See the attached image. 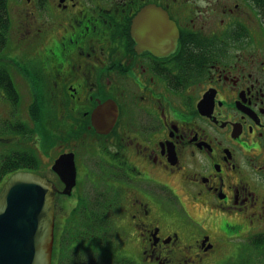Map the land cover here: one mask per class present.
Returning <instances> with one entry per match:
<instances>
[{
    "label": "flooded vegetation",
    "instance_id": "flooded-vegetation-1",
    "mask_svg": "<svg viewBox=\"0 0 264 264\" xmlns=\"http://www.w3.org/2000/svg\"><path fill=\"white\" fill-rule=\"evenodd\" d=\"M148 6L176 24L175 51H139L133 22ZM21 171L53 182L63 232L65 217L84 224L92 251L106 204L145 264L205 261L213 230L227 263L262 256L248 249L264 235V0H0V191ZM185 199L218 215L195 222Z\"/></svg>",
    "mask_w": 264,
    "mask_h": 264
},
{
    "label": "water",
    "instance_id": "water-1",
    "mask_svg": "<svg viewBox=\"0 0 264 264\" xmlns=\"http://www.w3.org/2000/svg\"><path fill=\"white\" fill-rule=\"evenodd\" d=\"M133 38L139 51L164 55L175 51L178 29L165 11L148 6L133 22ZM102 109L94 119L106 112ZM103 119L95 123L98 129ZM110 119L106 126L113 125ZM54 169L66 185L63 193L70 194L76 184L74 161L63 155ZM55 197L53 183L41 175L20 172L7 181L0 192V264H52Z\"/></svg>",
    "mask_w": 264,
    "mask_h": 264
},
{
    "label": "rangeland",
    "instance_id": "rangeland-1",
    "mask_svg": "<svg viewBox=\"0 0 264 264\" xmlns=\"http://www.w3.org/2000/svg\"><path fill=\"white\" fill-rule=\"evenodd\" d=\"M24 59L25 58L23 56L21 58V61H23ZM27 93L28 92L26 90H23V94H24L25 98H24V100H22V103H21L22 108L20 106V112H22L24 115H26L27 105H28ZM61 145L66 146V142L65 143H61ZM63 149H65V147ZM51 152L53 154L47 155V156L42 154V158L44 160V163H47V165H49V166H50V163H52L56 159V157L58 156L59 149L57 148L56 152H53V151H51ZM54 153H56V155ZM59 159H60V157L57 159V161ZM56 162H55V164H56ZM74 187L75 186H73V188ZM72 189L70 191V194L72 192ZM185 202L187 203V209H188L190 215L192 216V218L194 219L195 222H201L202 220L203 221L205 220L206 222H208L209 221V214L212 215L213 217L218 215V214H214V213L211 214L210 212H208L209 214L207 212L205 213V209L204 208L201 209L200 204L195 205L193 207L190 204V201L188 202L187 199H185ZM66 209L62 210V209L59 208L57 213H56V208H55V228H54V231H55V235L57 236V243L55 244V248H54V255H53L54 264H58L59 263L61 251L62 250L66 251L67 246L69 247V251L65 252V255H64V259L65 260H67L68 257H70L72 255H75L77 253L84 254V253H87V252L91 251V250H89V251H86V252H80L79 250H77L79 252H75L76 244L73 246V245L68 243V239L71 238V235L69 233H67V232L73 227V225L76 228L84 227L85 225L82 224V223H79L78 225H75V223H73L69 217H68V219H66V217H65V219H64L65 230L63 232V230H62V227H63V215L64 216L66 215L65 212H64V211H66ZM103 210L104 211H103L102 214H105V213H106V215L109 214V220H110V224H111V227H110V235H111V237H109V236L107 237L106 246L101 244L100 247H98L99 248L98 252L99 253H103L104 250H107V253L108 254H112L111 257H114L115 260L128 262L129 260L127 258H130L129 255L131 254L130 253L131 252V250H130L131 249V245L133 244L134 247L135 246H140L141 247V243L142 242H141L140 239L138 241H136L135 237L132 239L131 244L129 242H126V238L124 236V233H123V230L121 229L120 224H117V225L113 224L112 214L109 213L110 210H109V208H108V206L106 204L104 205V209ZM77 211H79V213H80V215L82 217L84 216V213H83V211L81 209H79ZM99 214L101 215V213H99ZM70 215H72V214H70ZM80 215L78 213L74 214L75 218H78V217L82 218ZM195 222H192V223L195 225ZM169 224H170V226L173 229L178 228V227H184L185 230H186V234L188 236H192L193 235L192 234L193 226L187 225L186 222L181 223L179 221H175V222L171 221V222H169ZM83 229H84V232H88L87 228H83ZM213 235H214L215 251L211 254V257L209 259L205 260V261L202 260V259H199V255L198 254L196 256H194V261H195L196 264H224L225 262L228 261L229 258H227L226 254L228 255V249L231 248V246H229L230 243H226L224 241L223 242L219 241L217 239L216 235H215V230H213ZM60 238L65 241V243L63 244V249L61 251H60V241H61ZM59 239H60V241H59ZM253 239H255V238H253ZM133 241H134V243H133ZM216 244H217V246H216ZM135 249L137 250L138 253L140 252V249H138V247H135ZM130 256L134 257L138 261V264H145L144 262H142L141 255H139V257L138 256L136 257V256H134V254H131ZM62 259H61V261H62ZM249 264H264V254H262V256H260L259 260L255 259V258L250 259L249 260Z\"/></svg>",
    "mask_w": 264,
    "mask_h": 264
},
{
    "label": "trees",
    "instance_id": "trees-1",
    "mask_svg": "<svg viewBox=\"0 0 264 264\" xmlns=\"http://www.w3.org/2000/svg\"><path fill=\"white\" fill-rule=\"evenodd\" d=\"M104 216H105L104 217V222H105L104 245L106 246L107 242L105 239V233H106L107 237H108V235H110L111 224H110V220H109V214L106 215V213H105ZM83 228H85V227L76 228L73 226L69 230V234L70 235L73 234V235L71 236L70 239H68V243L71 245H72V242L76 243L75 252H79V251L80 252H86V251L90 250V248L86 245L87 234H86V232H84ZM97 231H98V227H96L95 233H97ZM97 237L98 236L96 235V240H97ZM105 242H106V244H105ZM93 243L96 245L94 251L91 250V251L84 253V254L77 253L75 255L68 257V259L65 260L64 259L65 252L69 251V247L67 246L66 251L65 250L61 251L60 257H61V259L62 258L63 259L60 262V264H130L128 262L115 260L114 257H111L112 254L107 253V250H104L103 253H99L98 252L99 251L98 244H96L95 242H93ZM77 250H79V251H77ZM257 253H259V255L264 254V235L253 239L249 243L248 254H257ZM255 259L259 260L260 257L255 258ZM249 260H250V258H248L245 263L249 264Z\"/></svg>",
    "mask_w": 264,
    "mask_h": 264
}]
</instances>
